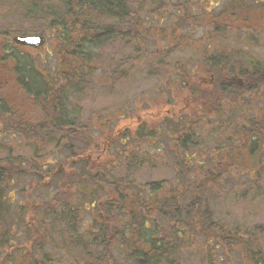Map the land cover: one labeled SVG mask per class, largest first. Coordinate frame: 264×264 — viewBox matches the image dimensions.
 Listing matches in <instances>:
<instances>
[{"label": "trees", "instance_id": "16d2710c", "mask_svg": "<svg viewBox=\"0 0 264 264\" xmlns=\"http://www.w3.org/2000/svg\"><path fill=\"white\" fill-rule=\"evenodd\" d=\"M221 1L19 0L20 13L45 22L39 31L59 41L53 50L57 66L55 74L48 75L30 54L18 52L24 46L10 39L0 41V49L10 51L14 58L12 82L0 90V137L12 133L30 146L42 138L45 145L54 143L57 148H68V144L72 148L78 141L87 146L84 150H92L86 155L74 149L73 157L63 165L64 180L57 191L48 202L31 203L33 212L54 215L56 225L71 226L70 215L76 219L80 210L92 208L96 226L90 236L104 249L94 258H84L82 264H118L110 248L122 242L131 251L123 264H235V254L240 255L241 264H264V224L228 226L212 209L217 188L235 171L249 177L246 185L253 193L264 192V60L259 57L249 65L241 51L220 43L233 35L251 38L253 44L256 36L264 34V0H231L216 12ZM2 2L8 5L11 1ZM174 15L171 26L164 27ZM186 27L197 31L202 27L203 48L195 59L172 61L175 53L187 50L180 42L187 37ZM117 41L136 53L132 57L106 53L108 45L114 47ZM233 54L240 57L237 62ZM147 63L150 71H145ZM1 65H6L5 60ZM147 74L167 81L164 86L176 101L169 111L158 113L157 122L148 126L147 120L139 119L134 130L104 132L100 139L90 130L81 131L79 116L71 109L74 100L79 102L78 90L93 88L98 78L106 80L104 86H114ZM240 78L244 83L238 86ZM22 90L42 110L44 117L38 125L28 121L27 100L21 101L24 94L19 98ZM15 98L22 105L19 111L13 107ZM153 108L159 111V102ZM232 110L237 115L230 121L233 126L228 134L239 135L241 141L234 145L229 137L231 151L220 150L213 156L202 133L213 124L215 128ZM94 125L103 130L106 123L101 118ZM100 143L107 151H115L114 163L99 161L104 153ZM241 156L247 158L246 164L237 162ZM169 158L177 170L173 180L139 183L132 177L144 165L146 169L153 167L152 162ZM7 162L0 160V191L18 170ZM82 162L84 172L80 173L75 164ZM191 164L202 173L200 179H186ZM1 196L0 192V200ZM4 200L7 208L3 211L9 213L5 216H13L11 209L17 211L21 201L14 207L17 198ZM31 221L28 214L26 223ZM75 222L77 227L81 224ZM11 225L17 223L0 224V244L12 236Z\"/></svg>", "mask_w": 264, "mask_h": 264}, {"label": "rangeland", "instance_id": "374dc122", "mask_svg": "<svg viewBox=\"0 0 264 264\" xmlns=\"http://www.w3.org/2000/svg\"><path fill=\"white\" fill-rule=\"evenodd\" d=\"M10 1V4L7 5L6 3L3 4L2 0H0V41L8 42V39H10L9 42H12L13 38L19 34L41 33L39 30L44 29L46 23L27 16L24 17V15H22L24 12L20 13L19 0ZM207 2L211 4V2ZM231 2V0H222L220 5L214 10L220 12L227 5L231 4ZM175 19L176 16H172L164 27H170L171 24L169 22ZM183 31L187 37L181 39L180 42L186 44L184 46L187 47V50L180 51L181 53H173L175 57L172 61L189 60L190 56L195 59L194 56L203 48L204 41H202V39L204 30L202 27L198 31L188 30V27H186ZM42 34L46 35V33ZM255 39L256 40L252 44L251 38H237L236 36L230 35L226 40L220 41V43L226 46H230L229 44L233 45L236 51H241L247 64L249 63V65H251L256 58L260 57L264 60V34L256 36ZM195 43L197 44L196 46ZM113 44L115 45V42H113ZM58 46L59 41L56 36H47V43L44 47H21L18 49V52L30 54L48 75H54L57 60L53 50ZM108 46L110 48H108L109 50L107 49L106 53L111 51L117 57L122 55H129L132 57L136 53V51L131 50L129 47L121 45L119 41L116 42L114 47H111V45ZM150 46V49L154 48L152 45ZM233 59L237 62L240 57L233 54ZM2 60H5L6 65H1ZM12 63H14V58L10 56V51L0 49L1 91H5L6 87L12 82V77L10 75V68L13 67ZM150 70L151 67L147 63L145 71ZM99 77L104 78L102 75ZM239 81L240 80H237L236 84H238ZM106 83V80L98 78V81L94 82L93 88L85 87L80 90L77 89L79 92L76 97L79 102H75L74 100L71 104V109L74 110L73 113L79 116V122L83 129L81 131L85 132V130H90L92 135L94 137H99V139L100 135L104 132L121 133L126 132L127 130L125 129L134 130L138 125L139 119L147 120L148 126H151L152 123L157 122L159 117L158 113L169 111L171 107L176 104L175 99L172 94H170V89L164 86L167 84V81L160 82L155 78L149 77L148 74L133 82L118 81L114 86H104L103 84ZM18 90L14 92L17 93ZM22 94H24V98L21 99V101L27 100V109L29 110L28 121L38 125L44 117L42 110L36 107L34 100L27 99L23 90L19 94V98ZM19 98L13 100V107H15L17 111L21 109L20 106L22 107V105L18 106ZM154 102H159V106L161 107L159 111L154 110ZM258 106H260V103L257 107ZM228 113L229 114L224 120L218 121V123L216 122L215 128H213V124L212 127L209 126L210 131L202 133L206 140V148L210 150L213 156L220 150L231 151V148L228 146L231 145L228 140L229 137L232 139L231 143L234 145L241 141L239 135L233 134L232 136L228 134L230 133L228 128L233 126V124L229 125L230 121L234 120L237 112L232 110ZM166 115L170 117V115ZM252 115L253 113L248 114V116ZM101 118L103 123H106L105 127L103 130L94 129V123L97 122V119ZM210 121L211 120L208 119L206 125ZM160 127L164 129L163 126ZM166 139L169 141L170 137ZM44 142L45 141L41 138L37 145L30 146L21 137L12 133H8L7 135L3 134L0 137V160L8 161L7 163L17 165L18 167V170L12 173L11 180L8 179L9 182L7 181L0 191L1 195L3 194L0 200V224H22L23 226L20 228L19 232H15L12 236L9 235L6 240L18 242L14 248H19L20 251L28 252L33 249L32 244H29L28 240H34L33 242L38 245V247L36 245L35 249H33L34 254H40L38 256L39 259H42L43 255L48 258L47 261H39L41 264H82L84 258H94L104 249V246H102L99 240H95L94 236H90L92 226H96L92 216V208L89 207L88 210H80L79 214H76V219L78 222H81L77 227L74 215H70L67 218L69 222L72 221L71 226L68 224L56 225L55 223L57 222L54 215L49 214L50 216H48L39 210L33 212L31 210L33 206L31 203L35 201L48 202L57 191L64 180L65 169L63 165L68 157L74 155V149H77V153H86V155L91 153L92 150H84L87 146L78 141L77 145L74 147L72 146V148H69L70 144H68V148H57L54 143L45 145ZM161 147L166 149L164 144L161 145ZM99 148L104 151L99 161L106 164L109 162L114 163V159H116V156H113L115 151L111 152V148L107 151L106 145L103 143H100ZM143 151L144 149H142V152ZM152 152H154L153 149ZM49 161H51V163H49ZM237 162L241 165L246 164L247 158L241 156ZM151 164H153V167H147L145 169L144 165L138 172L134 173L132 177L139 183H144L150 180L170 181L177 175L173 158H169L165 162L161 161L155 164L152 162ZM75 165L76 170L80 173L84 172V162ZM208 166H211V164L208 163ZM194 168H196L195 164H191V167H189L187 171V180H197L202 177V173ZM69 169L68 171H70ZM52 173L54 174L50 176ZM43 175L48 176H44L45 179L43 180ZM232 175V177L225 180L221 188H217V195L212 200V209L217 219L227 223L228 226L244 225L252 227L256 224H264V192H260L259 195L256 194V192L253 193L251 191L252 188L246 185L250 182V179L245 174H240L235 171ZM183 176H185V174ZM246 187L247 189L245 190ZM99 191L102 194V190ZM244 192L246 193L244 194ZM7 197L18 199L15 200L14 207H17L18 201H21V205L18 206L17 211L11 209L10 212L13 216H5V213L8 212L3 211V209L7 208L4 200ZM28 214L32 217L30 223H35V226H38V232L35 237L29 227H25ZM16 235H18V239H15ZM3 243L0 245V264H5L1 256V252L6 249L1 248ZM126 247L127 243L122 242V244H117V246L110 248L111 258L117 261L118 264H123L129 259L131 251L129 254V250ZM37 251L40 253L37 254ZM233 260L235 264L242 263L241 257L238 254L234 255Z\"/></svg>", "mask_w": 264, "mask_h": 264}, {"label": "flooded vegetation", "instance_id": "af4514ba", "mask_svg": "<svg viewBox=\"0 0 264 264\" xmlns=\"http://www.w3.org/2000/svg\"><path fill=\"white\" fill-rule=\"evenodd\" d=\"M18 227H20V225H13V228L16 230V229H18ZM28 227H29V229H30V231L34 234V237H35V235L37 234V232H38V228H37V226H35V224H28ZM18 236V235H17ZM28 242H29V244H31L32 243V241L31 240H28ZM16 243H18V242H16V241H14V242H11V241H5V245H3V248H6V249H4V251H3V255H2V258L4 259V262L6 263V264H14L16 261H18V260H22V259H24V258H29V259H31L33 262L35 261V260H40V261H42V260H44V261H47V257L46 256H42V259H39V255L38 256H36V257H33V254H32V251L30 250V252H28V251H20V254H18V255H16V256H14V255H11V253L12 252H14V251H16V249L14 248V247H16ZM7 244V245H6ZM14 244V245H13ZM37 252H39V251H37ZM30 262V261H29ZM32 263V262H31ZM37 263H41V262H37Z\"/></svg>", "mask_w": 264, "mask_h": 264}, {"label": "water", "instance_id": "95a60500", "mask_svg": "<svg viewBox=\"0 0 264 264\" xmlns=\"http://www.w3.org/2000/svg\"><path fill=\"white\" fill-rule=\"evenodd\" d=\"M45 37L40 34H21L15 37V41L20 44L40 47L45 43Z\"/></svg>", "mask_w": 264, "mask_h": 264}]
</instances>
